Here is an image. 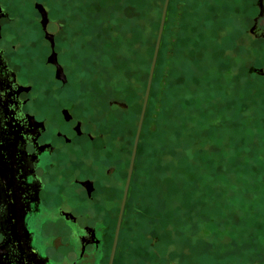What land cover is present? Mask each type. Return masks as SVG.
<instances>
[{"label":"rangeland","instance_id":"374dc122","mask_svg":"<svg viewBox=\"0 0 264 264\" xmlns=\"http://www.w3.org/2000/svg\"><path fill=\"white\" fill-rule=\"evenodd\" d=\"M40 1L77 112L93 122L96 163L126 156L128 170L164 1ZM257 3L172 0L114 264H264V40L250 32ZM43 82L55 83L48 74Z\"/></svg>","mask_w":264,"mask_h":264},{"label":"flooded vegetation","instance_id":"af4514ba","mask_svg":"<svg viewBox=\"0 0 264 264\" xmlns=\"http://www.w3.org/2000/svg\"><path fill=\"white\" fill-rule=\"evenodd\" d=\"M30 5L0 0V264H109L127 157L96 163L93 122L77 112L49 12L35 0L32 19ZM257 6L250 32L264 40V0ZM46 74L55 83H41Z\"/></svg>","mask_w":264,"mask_h":264},{"label":"water","instance_id":"95a60500","mask_svg":"<svg viewBox=\"0 0 264 264\" xmlns=\"http://www.w3.org/2000/svg\"><path fill=\"white\" fill-rule=\"evenodd\" d=\"M260 2H261V0H259V3ZM169 4H170V0H165L164 6L162 9L159 31H158V35H157V39H156V44H155L153 59H152L151 68H150V72H149L148 82H147V86H146V91H145V95H144L142 110H141L137 130H136L134 146H133L130 165H129V170L127 171L128 177H127V182H126L124 195H123L124 199L122 200V204H121V209H120V214H119V218H118V222H117V226H116V231H115L112 251H111V255H110V259H109V264H114V261H115L116 251H117V247H118V243H119L118 238L120 235L121 224H122L123 215L125 212L126 203H127V199H128V193H129V188L131 185L133 170H134V166H135V160H136V156H137L138 145H139V141H140V137H141V133H142V129H143V124L145 121L146 111H147V107H148V103H149L154 73H155V69H156V65H157L159 51L161 48V42H162V38H163L162 36L164 34ZM41 12L43 15V25H44V27H46L47 22H48L47 12L42 8H41ZM52 45L54 47V42ZM55 57H56V53L54 51V54H52V56L50 57V62H54V64L57 65V77L63 78V80L66 81L65 74H63V69H62L61 65L57 62ZM259 72H260V70L258 71V73Z\"/></svg>","mask_w":264,"mask_h":264},{"label":"trees","instance_id":"16d2710c","mask_svg":"<svg viewBox=\"0 0 264 264\" xmlns=\"http://www.w3.org/2000/svg\"><path fill=\"white\" fill-rule=\"evenodd\" d=\"M149 1V0H148ZM164 2H165V0H163ZM141 2L144 4V2H145V0H141ZM171 3H172V0H170V4H169V9H170V6H171ZM162 5H163V3H162ZM149 6V5H148ZM161 9V11H160V15L158 16V22H157V27H156V36H157V34H158V31H159V26H160V21H161V12H162V8H163V6L162 7H160ZM169 9H168V13H169ZM167 16H168V14H167ZM166 21H167V19H166ZM166 28H167V25L165 24V29H164V34H163V38H162V42H161V48H160V51H159V56H158V60H157V65H156V69H155V73H154V78H153V83H152V88H151V93H150V98H149V103H148V107H147V111H146V116H145V121H144V124H145V122H146V120L148 119V113H149V111H148V108H149V104L151 103V101H152V99H153V96H154V93L156 92V88H157V85H158V83H157V78H158V66H159V58H160V53H161V49H162V46H163V41H164V36H165V32H166ZM118 38H119V36H117ZM113 38V37H112ZM115 38V37H114ZM155 48V47H154ZM154 50V49H153ZM121 68V67H120ZM115 69V68H114ZM115 71H116V73L117 74H119L120 73V70H116L115 69ZM148 77H149V75L147 74L146 75V84H147V82H148ZM147 86V85H146ZM113 104V103H112ZM109 105L111 106V103H109ZM151 105V104H150ZM151 107V106H150ZM238 115V114H237ZM144 124H143V129H144ZM248 128V130H250V131H248L249 133L251 132V128L250 127H247ZM247 128H246V130H247ZM245 130V131H246ZM142 132H143V130H142ZM145 136V134H142L141 133V137H140V142H139V146H138V152H137V155L139 154V151H140V145H141V138L143 139V137ZM145 138V137H144ZM138 164H137V162L135 163V171H134V178H135V180H136V178H137V176H138V171H139V168H138ZM139 174H140V172H139ZM116 259V258H115ZM199 260V261H198ZM198 260H196V263H201V260L204 262L205 261V257H204V259H203V257L201 256V257H199L198 258ZM115 263V262H114ZM206 263V262H205ZM204 264V263H203Z\"/></svg>","mask_w":264,"mask_h":264}]
</instances>
